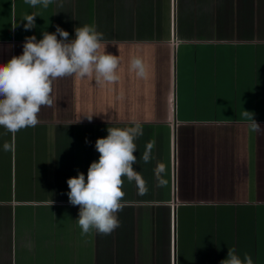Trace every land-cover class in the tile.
<instances>
[{
    "label": "crops",
    "instance_id": "0c3cea01",
    "mask_svg": "<svg viewBox=\"0 0 264 264\" xmlns=\"http://www.w3.org/2000/svg\"><path fill=\"white\" fill-rule=\"evenodd\" d=\"M85 24L118 79L58 78L35 127H0V264H220L229 248L264 264V130L250 127L252 115L264 127V0H0V64L26 37ZM133 122L146 191L125 178L120 226L81 235L67 180L87 177L108 127Z\"/></svg>",
    "mask_w": 264,
    "mask_h": 264
},
{
    "label": "clouds",
    "instance_id": "9594fccd",
    "mask_svg": "<svg viewBox=\"0 0 264 264\" xmlns=\"http://www.w3.org/2000/svg\"><path fill=\"white\" fill-rule=\"evenodd\" d=\"M55 0H25L31 7L37 5L47 8ZM36 15H26L22 21L25 30L36 27ZM60 37L59 39L57 37ZM103 33L93 25L85 24L74 29V38L59 26L55 32H42V39L35 35L25 38L21 55H14L6 64H0V127L15 135L28 127L39 123L38 114L42 107H51L52 83L58 78L77 75L81 78L95 77L100 83L114 82L119 59L117 56L101 52ZM130 66L137 75L144 77L146 70L141 58L133 57ZM249 111L244 115L249 116ZM93 116V115H92ZM92 116H87L89 121ZM251 130L261 132L264 127L253 118ZM108 135L98 138L95 149L100 154L98 161H93L87 170V177L79 172L67 180L69 191L68 202L78 206L76 219L81 235L92 231L109 235L120 226L118 213L123 210L122 190L124 179L135 182L140 194L146 191V182L135 169L137 152L135 140L143 135L142 125L133 122L124 128L108 127ZM86 143L88 141L86 140ZM152 143L146 145L141 157L145 163L151 160ZM14 146L5 142L4 151L13 150ZM163 170L158 165L157 173ZM220 264H253L252 257L245 253L243 258L235 248H229L227 258Z\"/></svg>",
    "mask_w": 264,
    "mask_h": 264
},
{
    "label": "built area",
    "instance_id": "2783aa9c",
    "mask_svg": "<svg viewBox=\"0 0 264 264\" xmlns=\"http://www.w3.org/2000/svg\"><path fill=\"white\" fill-rule=\"evenodd\" d=\"M170 105H171V111L172 113L174 112L175 109V103H176V99H175V94L173 93L171 99H170ZM174 124V123H173Z\"/></svg>",
    "mask_w": 264,
    "mask_h": 264
},
{
    "label": "rangeland",
    "instance_id": "374dc122",
    "mask_svg": "<svg viewBox=\"0 0 264 264\" xmlns=\"http://www.w3.org/2000/svg\"><path fill=\"white\" fill-rule=\"evenodd\" d=\"M140 219H141V217H140ZM160 221H162V220H160Z\"/></svg>",
    "mask_w": 264,
    "mask_h": 264
}]
</instances>
